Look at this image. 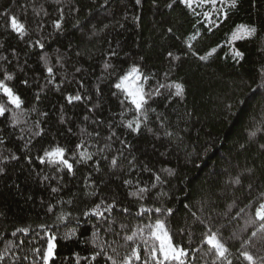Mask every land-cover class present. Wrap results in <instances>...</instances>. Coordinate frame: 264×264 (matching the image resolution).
I'll list each match as a JSON object with an SVG mask.
<instances>
[{
    "label": "trees",
    "instance_id": "obj_1",
    "mask_svg": "<svg viewBox=\"0 0 264 264\" xmlns=\"http://www.w3.org/2000/svg\"><path fill=\"white\" fill-rule=\"evenodd\" d=\"M239 25L257 31L231 43ZM133 67L147 99L140 112L115 88ZM0 81L22 101L16 109L0 89V264H44L51 239L50 264H153L157 219L190 250L187 264H211L209 228L240 264L236 248L254 228L242 229L264 198V0H0ZM56 147L73 173L39 163Z\"/></svg>",
    "mask_w": 264,
    "mask_h": 264
},
{
    "label": "snow or ice",
    "instance_id": "obj_2",
    "mask_svg": "<svg viewBox=\"0 0 264 264\" xmlns=\"http://www.w3.org/2000/svg\"><path fill=\"white\" fill-rule=\"evenodd\" d=\"M136 4L139 5L141 3V0H135ZM155 2V0H154ZM175 0H173V3ZM182 3L186 4L189 8L192 7L193 0H181ZM221 3H224V0H220ZM201 3H211L215 5L217 3V0H201ZM169 8L172 7V4L167 5ZM230 6L236 7L237 6V0H230ZM226 15V13H225ZM8 26L11 28V30L15 33H17L20 36H23L26 30V26L24 23L20 22V20L15 16L11 15L8 18L7 21ZM54 26L56 29L61 28V22L60 20H57L54 22ZM168 31H171L169 29ZM238 32H244L247 35L251 36L256 33L255 27H246L245 25H239ZM233 38H237V34L234 33ZM36 43L39 45L40 48H43L44 45L39 40L36 41ZM191 47V45H189ZM215 51L214 49L212 50ZM212 53L209 52L207 55H211ZM172 54L169 53V56ZM207 55L200 56V60H206ZM236 57H242L243 53L236 51L235 52ZM48 73L51 74L53 72V69L49 67L47 69ZM138 70L136 68H133L131 70V73L128 75H124L120 77V82L115 84L116 89H122L124 88L125 91H127V95L131 97V104L135 106V109L137 112H140L145 104H147V99L145 97V94L143 91H132L125 88V82L129 80V76L132 73H136ZM7 79H12L11 76H8ZM25 84H27V81H24ZM163 87V85H161ZM0 89H2L4 95L8 98V102L11 105H14L16 109H20L22 105L21 98L16 95L13 90L6 86L2 81H0ZM184 87L181 83L175 84V96L181 97L184 93ZM68 100V103H72L73 100L80 101L82 97L80 95L75 96H68L66 98ZM7 111V108L3 105H0V116H4ZM127 127L129 129H132L133 131H137L140 127L139 122L136 123V127H133V123H128ZM3 140H0V143H3ZM77 147H82L81 145H78ZM65 149L62 147H56L50 151H44L42 156L37 157L40 164H49L53 165L55 168H58L59 166H63L68 173H73V162H70L68 158H66L65 155ZM80 157L82 160L87 161L91 160L92 157L90 154H87L83 151L80 152ZM11 159L15 160L18 159L16 156H12ZM105 159H107L105 157ZM31 162V161H30ZM79 162V161H77ZM118 161L116 158H112L111 164L117 165ZM4 173V168H0V174ZM50 177L45 176L44 180H49ZM159 179V177H157ZM236 184H240L241 181L239 178H236L234 181ZM127 183V181L125 182ZM59 189L56 187H53L51 191L53 193L57 192ZM143 191V189L141 190ZM100 205H96V209H99ZM112 205H109V208H112ZM231 210V206L229 208ZM51 211V209H49ZM126 211V210H125ZM155 212L159 213L162 212V209L157 207L155 209ZM167 212L169 215L172 214V209H167ZM244 212V208H240L239 212L236 213L237 216H239L240 213ZM94 215H102V213H99L96 210H93ZM85 215H88L86 212ZM194 215V214H193ZM203 223V221H201ZM258 225V227H255ZM148 227H152L151 225H148ZM221 227H226L225 225H221ZM254 228L250 232V235L245 238L239 246L236 248L235 251V259L240 262V264H264V254L257 255L256 253L264 252V198H262L260 201H258L255 205H253V216L249 217L245 221V226L242 229V231L247 232L249 229ZM17 231H26V229H17ZM15 235V233H13ZM136 233H133L132 235H128L126 239L128 241H133ZM153 236L160 242L159 247L153 246L151 248V256L150 259L153 262V264H165L166 261L173 260L177 261L178 264H187L190 257V250H186L183 245L177 246L173 244L172 237L168 233V231L165 228V222L163 220L157 219L155 221V232L152 233ZM235 236V234H233ZM232 238V237H230ZM238 239V237H237ZM203 243L207 246L208 252L210 255H212L213 259L211 261V264H233V259L230 257L234 255L233 252L230 251V248L227 246L225 242L222 241L220 238V232L219 229L216 231H213L211 228H209L205 233L203 237ZM53 244L50 242L48 244L47 253L43 255V260L45 264H48V260L53 256ZM249 249H255V252L249 250ZM39 251V250H37ZM95 255H100V253H96ZM133 256L136 260H140L141 256L139 253H137L135 250L133 251ZM95 258V256L93 257ZM3 259V256L0 255V260ZM111 259V257H109ZM112 264H116V262L113 260ZM123 264H132V257H128L127 260L123 262ZM144 264H149L147 260L144 261Z\"/></svg>",
    "mask_w": 264,
    "mask_h": 264
},
{
    "label": "rangeland",
    "instance_id": "obj_3",
    "mask_svg": "<svg viewBox=\"0 0 264 264\" xmlns=\"http://www.w3.org/2000/svg\"><path fill=\"white\" fill-rule=\"evenodd\" d=\"M199 2H201V0H193V3H195V4L196 3H199ZM216 13L218 15V12H216ZM235 33L237 34V38H235V39L233 38V35H234V33H233L230 36V38H229V40H230L231 43H235L238 40L250 38L252 36V35L249 36V35H247L246 33L242 32V31L241 32L236 31ZM133 68H131L125 75H128L129 73H131V70ZM125 88L126 89H129V90H132V91H143L142 90V76H141V73L139 71H137L136 73H132L129 76V80L125 82ZM122 89L125 91L124 88H122ZM125 92L127 93V91H125ZM130 99H132V98L130 97ZM50 242L53 244L54 247H53V256L48 260V264H50L51 260L53 259V257H54V251H55V242H54V240L51 239ZM44 264H45V262H44Z\"/></svg>",
    "mask_w": 264,
    "mask_h": 264
}]
</instances>
